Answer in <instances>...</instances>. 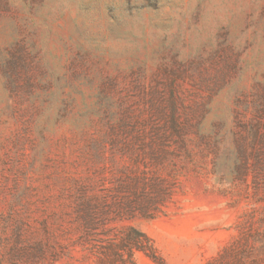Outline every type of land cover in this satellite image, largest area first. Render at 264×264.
<instances>
[{
  "label": "rangeland",
  "instance_id": "obj_1",
  "mask_svg": "<svg viewBox=\"0 0 264 264\" xmlns=\"http://www.w3.org/2000/svg\"><path fill=\"white\" fill-rule=\"evenodd\" d=\"M116 244L264 264V0H0V264Z\"/></svg>",
  "mask_w": 264,
  "mask_h": 264
},
{
  "label": "trees",
  "instance_id": "obj_2",
  "mask_svg": "<svg viewBox=\"0 0 264 264\" xmlns=\"http://www.w3.org/2000/svg\"><path fill=\"white\" fill-rule=\"evenodd\" d=\"M132 240H133L134 246H136L137 249L143 250V252H145V254L150 256V253H148L146 247H144L141 244H139L137 239H135V237ZM122 245H124V244H122ZM117 246H120V245H117V244L113 245L112 246V250L114 251L116 256L120 259V262L118 264H128V262L124 259L122 252H120V248L119 249L116 248ZM134 250H135L134 247L131 245L129 247V250H128L129 251L128 253L130 254V256H132L135 253ZM248 256L249 255L247 254V252L245 250H243V251L241 250L240 251L239 249H236L232 253V259L226 264H258L257 261H254V260L251 261L248 258ZM130 262L132 264H136V262L132 258H130ZM99 264H114V260H113L112 257H109V258L108 257L107 258H105V257L102 258L101 257Z\"/></svg>",
  "mask_w": 264,
  "mask_h": 264
}]
</instances>
